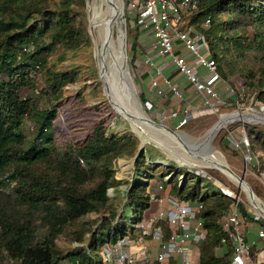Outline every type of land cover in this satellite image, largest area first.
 <instances>
[{
	"label": "trees",
	"instance_id": "trees-1",
	"mask_svg": "<svg viewBox=\"0 0 264 264\" xmlns=\"http://www.w3.org/2000/svg\"><path fill=\"white\" fill-rule=\"evenodd\" d=\"M198 1L196 11H181L180 29L192 28L194 34L203 35L221 79L230 82L239 76L264 105V0ZM134 22L136 28L129 27L128 36L131 70L136 75L138 56L150 53L156 37L152 26ZM93 47L88 0L0 3V264H102L99 254L104 245L136 232L134 225L151 206L149 191L154 180L165 183V191L174 197L203 207L207 236L200 245L199 264H231L234 249L222 243L227 236L223 222L235 200L226 194L220 176L212 171L202 175L183 169L159 170L153 151L141 148L137 135L115 133L106 118H90L87 134L78 138L46 134L60 116L68 84L83 76L78 66L81 54ZM184 52L185 47L175 41V54ZM158 61L162 69L174 65L171 57ZM191 63V69L205 79L206 71ZM167 72V81L179 85L184 100L195 101V94L186 90L192 86L199 94L189 77L169 67ZM142 77L149 79L145 73ZM92 79L98 80L96 68ZM158 79L163 88L160 98L166 99L169 84L163 77ZM97 90L98 86L93 94ZM140 98L144 105L155 107L146 91ZM85 100V95L79 98ZM108 107L113 109L110 103ZM180 118L184 121V114ZM26 123L37 128L31 144ZM247 128L254 154L258 149L264 153V131ZM225 150L229 151L227 146ZM120 160H134L136 170L132 183H127L123 208L108 194L124 184L113 178ZM256 161L264 169V159ZM8 178L14 179L10 193L4 189ZM252 187L264 201V192ZM127 206L136 213L126 217ZM239 210L244 218L249 217L247 205L240 203ZM260 225L264 227V222ZM74 243L79 246L74 248ZM255 250L252 243L251 255L257 260Z\"/></svg>",
	"mask_w": 264,
	"mask_h": 264
},
{
	"label": "rangeland",
	"instance_id": "rangeland-1",
	"mask_svg": "<svg viewBox=\"0 0 264 264\" xmlns=\"http://www.w3.org/2000/svg\"><path fill=\"white\" fill-rule=\"evenodd\" d=\"M117 1L123 9L124 19L126 17L127 63L137 89V94L140 96L142 92L146 91L148 93L149 102L155 104L154 108L144 104L143 107L146 109L149 117L153 120L160 122L162 121L178 133L189 135L187 137H182V140L175 142L159 131L147 127L149 140H147V142H143L142 138L138 136L141 141V148L146 147L153 151V161L158 163V165H161L159 170L165 171V173H168L169 169H183L187 172L198 171L202 175H206L212 171V173H214L216 176H220L226 190H232L236 192L237 195H240L241 203L247 205L249 207V211H252L254 214H257L261 217L262 221L260 223L255 222L252 227H246V233L247 239L250 241L249 243H254L256 249L255 251L257 253V260L252 257L253 264H264V238H259L258 235L259 230L264 229V227L260 225L264 222V217L254 209L247 192L241 188L237 182L226 176L219 169L204 162L201 156L203 157L205 155L204 153L208 151V147L205 145L195 147V144L198 141H202L206 137L207 132L220 120L222 121L231 117L236 118V116L239 114H256L258 116L264 117V110H262L264 106L257 102L255 95H251L245 88L242 79L239 76H236L232 78L230 82L221 81L220 83H216L215 91L219 99L213 101L215 104L214 110H207L201 114H196L195 117H190L185 122L181 121V118H172L171 114L174 112H179L181 115L184 114V117L186 118L187 114H185V110L192 108L195 109V107L201 104L202 100L200 97L202 96L196 94L194 87L188 86L186 90H189L195 94V101H192L189 104L184 100L185 94L183 91L178 90L179 94L181 95L179 96L175 94L169 87H167V90L164 89L166 93H168L167 98H160L162 95L160 94V91L163 88H160L161 86L159 79H156L157 70L159 69L160 71L161 76L159 77H163V79L166 81L168 77V67L169 69L176 68L174 65H172L162 69L160 67L162 64L159 63L158 59L155 60V66L147 64V58L153 55L149 52H147L145 55L138 56L139 58L136 62V75L133 74L130 65L131 44L129 42L128 29L129 27H131L132 30L136 28L134 20L135 17L142 12V6L145 0ZM106 4V0H88L89 29L93 38L94 47L90 53L81 54L80 61H78V66L84 71L83 76L77 83L68 84L66 88L68 91L65 94V98L61 104L62 108L60 116L54 122L52 127H48L46 130V134L50 135L52 132H54L58 139L63 138L65 135L72 138H78L79 136L86 135L90 125L89 119H100V117L106 118L110 122L109 127L113 129L115 133L135 134L136 132L130 121L121 117V115H119L111 107H108L109 100L99 78V56L97 51L98 49H101L103 45L104 36L101 27L99 26L98 29L93 27L94 25L92 26V21L95 18L96 12H100L101 15L96 20V23L99 24L102 22L103 15L107 13L108 10V5ZM156 40L157 39H155V41L153 40L154 42L151 41V43L154 44ZM120 48L119 33L117 32L113 49L116 54L120 56L119 59L121 58ZM184 54L188 59V64L189 62H192L191 64L196 63L199 65L197 63L198 60L195 57L186 52L183 53V56ZM200 67L203 71H206L203 66ZM94 68L97 69L98 80L92 79V70ZM144 73L149 75L148 80H145L142 77ZM205 75L209 77V74ZM118 77L119 76H117V78ZM155 79L158 83L157 87H153V81ZM187 83L189 82L187 81ZM97 86L98 90L96 94H93ZM177 86L179 89V85ZM83 95L86 97L85 103L83 101H79V98ZM133 104L134 107L136 106L141 111V107L136 100ZM147 107H150V111L147 110ZM97 109L99 112L96 111ZM97 114H99V117ZM181 122L184 123L181 124ZM248 126L258 127L264 131V122L258 121L256 118L250 116L247 118H240L234 123L223 128L216 135L210 144V152L208 153H210L209 155L213 158L219 160L221 164L224 163L223 165L232 169L239 177L244 178L251 185V187L258 186L264 192V169L260 167L261 163H258L257 161L254 162L255 159H260L262 162V159H264V153L260 149L256 151V154H254L252 151L250 147V139L247 128ZM26 132L28 135V143H34L37 137V128L26 123ZM225 146H227L229 151L225 150ZM251 157L253 160H251ZM148 161H150V158ZM135 175L136 170L134 160H120L116 163L114 167L113 178L116 181L123 182L124 184L118 189H110L108 194L110 198L114 199V201L122 208L124 207L125 201L127 200V194L129 192L127 183H132ZM168 177H171V175H168ZM212 180L216 181L215 176L212 178ZM159 182L161 181L154 180L152 181V184ZM13 184L14 179H6L4 181L5 191L10 193L12 191ZM164 194L167 196H173L167 191H165ZM258 199L261 201V205L264 206V201L259 197ZM122 208H120V211L123 210ZM135 213L134 207L132 209L129 206H127L124 211L126 217ZM139 215L140 214L137 213V216ZM248 220L251 219L248 218ZM59 244L64 246L62 241H59ZM78 246V243H74L73 245L74 248ZM221 253L222 250H219L218 254ZM99 259H102L101 254H99ZM196 261L199 262L200 258L198 257ZM9 264H12V261H9Z\"/></svg>",
	"mask_w": 264,
	"mask_h": 264
},
{
	"label": "built area",
	"instance_id": "built-area-1",
	"mask_svg": "<svg viewBox=\"0 0 264 264\" xmlns=\"http://www.w3.org/2000/svg\"><path fill=\"white\" fill-rule=\"evenodd\" d=\"M5 1L12 0H0V3ZM198 7V0H145L142 12L135 17L145 28L152 26L157 39L150 51L153 55L147 58L146 63L155 66L156 59L171 57L176 69L189 77L202 96L201 104L195 109L185 110L187 116L184 122L196 114L215 109L213 101L219 99L215 85L223 81L217 73L215 61L210 57L205 37L195 35L192 28L186 31L180 29L183 21L181 11L194 12ZM209 24L210 21H207L206 25ZM175 41H179L187 53L198 60L197 63L205 68L209 77L202 79L191 69L185 56L175 54ZM159 76L161 75L158 69L156 79ZM156 79L153 81V87L158 85ZM166 82L175 94L181 96L176 86L167 80ZM179 114L174 112L171 116L178 118ZM164 192L163 182L151 184V206L144 213L143 220L134 225L136 232L128 233L114 244L104 245L100 252L102 264H199L196 259L200 258V245L207 236L204 221L201 219L203 207H193L179 197L167 196ZM226 194L235 202L223 222L227 236L223 238L222 243H230L233 246L231 264H253L246 227L250 228L262 219L252 211H249L248 217L251 220L244 218L239 210L240 195L232 190H226ZM258 235L259 238H264V229L259 230ZM12 264L20 263L12 261Z\"/></svg>",
	"mask_w": 264,
	"mask_h": 264
},
{
	"label": "bare ground",
	"instance_id": "bare-ground-1",
	"mask_svg": "<svg viewBox=\"0 0 264 264\" xmlns=\"http://www.w3.org/2000/svg\"><path fill=\"white\" fill-rule=\"evenodd\" d=\"M106 1H107L106 5H108V10H107V13L103 15L102 22L99 24L96 23V20L101 15L100 12H96L95 18L92 21V26L94 25L93 27H96L97 29L100 26L103 32V36H104L103 45L101 49H98L97 53L99 56L100 78H101V81L104 87L105 94L109 98L110 105L113 107L114 110H116V112L119 115H121V117L131 122L134 130L142 138L143 142H147V140H149V135L147 134L148 132L147 127H150L151 129L159 131L160 133L169 137L175 142L178 141L176 136H174L166 128L167 127L166 125L165 127L163 126L164 124L162 125L149 124L147 122L148 121L147 115L141 112L139 108H137L136 106L134 107V104H133L134 97H132L133 96L132 90L129 87V85L131 84V77L128 73V70L122 66V61H121V58L123 55V49L125 46V40H126V22H125L126 17L124 19L123 9L121 8L117 0H106ZM117 32L119 33V42H120V47H121L120 48L121 49L120 59H119L120 56H118V54H116V52L113 49V45H114ZM117 76L123 77V79L126 82L125 85L123 81L119 79V77L117 78ZM240 118H243L242 114H239L238 116H236V118L231 117V118H228L222 121L220 120L217 123H218V126L225 125L227 121H230L233 119H240ZM178 135L179 137L189 136L184 133H178ZM212 135H213V131L207 133L206 137L202 141L207 142L211 138ZM208 152H210V149H208V151L204 153L205 155L203 157L201 156L204 162H206L207 164L213 167L222 166V168H224L223 167L224 163L220 164V161L210 156L209 155L210 153ZM223 173L229 178H231L232 180H234L235 182H237L236 181L237 179L234 177L233 173H231L227 169L224 168Z\"/></svg>",
	"mask_w": 264,
	"mask_h": 264
},
{
	"label": "water",
	"instance_id": "water-1",
	"mask_svg": "<svg viewBox=\"0 0 264 264\" xmlns=\"http://www.w3.org/2000/svg\"><path fill=\"white\" fill-rule=\"evenodd\" d=\"M106 45V44H105ZM121 61H122V66L124 67V68H126L127 70H128V73H129V75H130V77H131V84L129 85V87L131 88V90H132V97H134L133 99H134V101L136 100L138 103H139V105H140V107H141V112H143V113H145L146 115H147V117H148V123L149 124H153V125H162V124H164L163 126H165L174 136H176V138H177V140L179 141V140H182V137L180 136L179 137V135H178V132L177 131H175V130H173V129H171L167 124H165L164 122H160V121H155V120H153L152 118H150L149 117V115H148V113H147V111H146V109L143 107V103H142V100H141V98H140V96H138V94H137V89H136V86H135V83H134V81H133V78H132V76H131V73H130V69H129V65H128V63H127V52H126V40H125V46H124V49H123V55H122V58H121ZM99 78H100V72H99ZM119 79H121V81H123V83H124V85H125V80L123 79V77H119ZM100 80H101V78H100ZM102 82V81H101ZM108 97V96H107ZM108 100H109V98H108ZM116 111V110H115ZM226 116V115H225ZM253 117V118H256L258 121H261V122H264V117H261V116H258V115H256V114H245V115H243V117ZM237 120H239V119H233V120H230V121H227L226 123H225V125H219L218 126V123H216L207 133H209V132H211V131H213V135L211 136V138L207 141V142H204V141H198L196 144H195V147H198V146H202V145H205V146H207L208 147V149H210L209 147H210V144H211V142L213 141V139L216 137V135L223 129V128H225V127H227L228 125H230V124H232V123H234L235 121H237ZM135 135H137V136H139L138 134H137V132H135ZM140 137V136H139ZM141 153H139V155H140ZM138 155V156H139ZM221 164V163H220ZM215 167V166H214ZM218 167V168H217ZM223 167L225 168V169H227L228 171H230L231 173H233V175H234V177L237 179L236 181H237V183L241 186V188H243L246 192H247V194H248V197L250 198V201H251V203H252V205H253V207H254V209L260 214V215H262L263 217H264V206H262L261 205V201H259V199H258V197H257V195L255 194V192H254V190H253V188L251 187V185L244 179V178H242V177H239L232 169H230L229 167H227V166H225V165H223ZM215 168H217V169H219L220 171H224V168H222V166H216Z\"/></svg>",
	"mask_w": 264,
	"mask_h": 264
}]
</instances>
